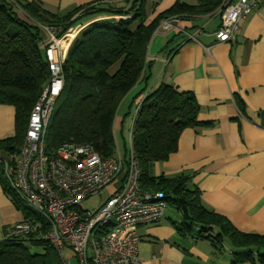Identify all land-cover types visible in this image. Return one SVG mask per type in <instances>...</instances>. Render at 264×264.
I'll return each mask as SVG.
<instances>
[{
  "label": "trees",
  "instance_id": "16d2710c",
  "mask_svg": "<svg viewBox=\"0 0 264 264\" xmlns=\"http://www.w3.org/2000/svg\"><path fill=\"white\" fill-rule=\"evenodd\" d=\"M222 3L223 0L175 2L146 23L145 0L131 1L126 10L90 4L65 15L52 13L37 1L0 0V104L13 106L17 115L27 93L48 78L41 25L58 27L55 36L59 37L66 31L67 26L62 25L67 22L74 26L84 17L103 14L99 20L85 24L68 45L61 63L62 88L46 127L45 145L50 151L65 141L86 142L100 155H114L115 110L144 76L147 44L159 22L169 16L209 14ZM82 24L81 21L75 26ZM235 101L242 110L241 100ZM132 112L130 148L138 161L140 187L161 190L167 204L182 213L183 221L176 229L196 239H209L220 247L223 240H228L233 248L243 250L234 253V264H264V234L241 232L227 218L203 207L200 192L190 186L187 175L166 177L151 173L154 162L176 151L185 128L207 125L197 120L199 105L193 93L161 83L146 91ZM23 135L24 129L0 145L10 167ZM0 187L22 220L36 225L26 235L0 240V264H61L51 243L32 239L44 233L46 223L10 189L1 166Z\"/></svg>",
  "mask_w": 264,
  "mask_h": 264
},
{
  "label": "crops",
  "instance_id": "0c3cea01",
  "mask_svg": "<svg viewBox=\"0 0 264 264\" xmlns=\"http://www.w3.org/2000/svg\"><path fill=\"white\" fill-rule=\"evenodd\" d=\"M27 1L65 15L90 4L126 10L133 0ZM197 1L145 0L146 23L175 2ZM221 7L209 14L180 17L177 25L183 31H154L147 44L144 76L123 98L129 100L130 112L146 91L161 83L193 93L199 105L197 120L207 125L185 128L176 151L154 162L151 173L187 175L190 186L199 190L203 207L227 218L241 232L264 234V6L238 20L232 41H218L215 36ZM101 15H89L75 25L99 20ZM187 33L194 37L188 39ZM44 38L41 29V42ZM42 84L27 93L17 115L13 106L0 104V145L24 129L29 106ZM131 117V113L124 118L116 113L113 134L122 130L127 118L130 137ZM111 186L113 192L116 187ZM21 219L0 187V235ZM182 221V213L167 204L158 221L137 227V255L142 264H234V253L243 251L228 240L220 247L209 239L181 234L176 226Z\"/></svg>",
  "mask_w": 264,
  "mask_h": 264
},
{
  "label": "built area",
  "instance_id": "2783aa9c",
  "mask_svg": "<svg viewBox=\"0 0 264 264\" xmlns=\"http://www.w3.org/2000/svg\"><path fill=\"white\" fill-rule=\"evenodd\" d=\"M264 0H223L220 22L215 32L218 41H232L237 22ZM178 17L162 19L155 32L183 31ZM85 24L69 26L61 36L51 24L41 25L46 38L41 42L49 76L33 98L24 125L15 163L10 167L0 157L3 178L18 199L46 223L42 235L33 240H47L54 247L61 264H71L64 249L72 250L76 264H142L137 255V227L158 221L167 205L161 190H144L139 184V166L130 144L123 159L100 155L86 142L65 141L47 150L45 131L57 96L62 88L61 63L69 43ZM193 38L194 33H187ZM117 182L118 187L94 209H84L81 202ZM35 224L20 220L0 235V240L26 235Z\"/></svg>",
  "mask_w": 264,
  "mask_h": 264
},
{
  "label": "rangeland",
  "instance_id": "374dc122",
  "mask_svg": "<svg viewBox=\"0 0 264 264\" xmlns=\"http://www.w3.org/2000/svg\"><path fill=\"white\" fill-rule=\"evenodd\" d=\"M43 85L44 84H42V86ZM42 86L37 89L36 96L40 92V89L42 88ZM129 104H130L129 100L126 99V98H123L120 101V103L118 104V106H117V108L115 110V114L118 113L119 115H122V117L124 118L129 113H131L132 110H133L132 113H134L135 107L131 108L130 112H127L128 108H130ZM52 112H51V115H52ZM51 115H50V117H51ZM49 120H50V118H49ZM127 123H128V120L126 118V120L123 123L122 130H120V129L116 130L114 132V134H113L115 147H116L118 153L120 154V156L122 158L124 157V154L129 151V139H130V137H129V133L127 132V128H128V124ZM0 157L7 158V155L4 154V152H2L0 154ZM119 184H120V182L119 183L115 182L113 184H109L106 187H103L98 194H96V195H94L92 197H88L85 200H83L81 202L80 206L82 208H84V209L97 208L110 195V193L112 192V188H111L112 186L111 185H113L115 187H118ZM63 252H64L65 257L70 260L71 264H76V259H75L74 255H73V252H72L71 249L66 247Z\"/></svg>",
  "mask_w": 264,
  "mask_h": 264
}]
</instances>
